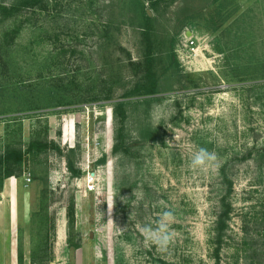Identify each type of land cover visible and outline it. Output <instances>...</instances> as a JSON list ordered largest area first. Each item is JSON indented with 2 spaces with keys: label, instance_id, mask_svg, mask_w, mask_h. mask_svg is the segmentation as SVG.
Masks as SVG:
<instances>
[{
  "label": "rangeland",
  "instance_id": "374dc122",
  "mask_svg": "<svg viewBox=\"0 0 264 264\" xmlns=\"http://www.w3.org/2000/svg\"><path fill=\"white\" fill-rule=\"evenodd\" d=\"M145 11L157 35L159 92L131 98L130 149L113 153L114 103L132 79L129 60L142 59ZM105 78L113 98L92 100ZM3 82L0 150L53 139L82 175L51 148L28 160L29 203L0 198V264H18L19 242L32 264L52 225L50 264H216L224 198L232 210L219 263L236 264L264 239V0H162L154 8L149 0H46L0 17ZM201 147L217 154L214 167H191ZM72 203L77 249L67 240ZM168 209L174 237L161 253L141 227Z\"/></svg>",
  "mask_w": 264,
  "mask_h": 264
},
{
  "label": "trees",
  "instance_id": "16d2710c",
  "mask_svg": "<svg viewBox=\"0 0 264 264\" xmlns=\"http://www.w3.org/2000/svg\"><path fill=\"white\" fill-rule=\"evenodd\" d=\"M151 3V8L156 7L158 3L162 0H149ZM174 2L175 0H170ZM46 0H16L12 3H8L7 0H0V17L10 18L17 17L21 15L25 9L36 10L44 6ZM143 24L141 30L142 46H143V56L141 60H129L128 67L132 71V79H128L127 84L121 94V99L114 103V115H115V143L113 146V153L118 152H128L129 147L126 142L127 134L125 131V123L128 118V107L131 102V98L141 97V96H151L159 92L160 77L157 70V65L159 62L158 58V41L157 35L155 34L154 20L149 15L147 11L144 12ZM175 39L170 38L169 42V53L172 61H176V53L174 52ZM66 51V50H65ZM64 51V52H65ZM114 83V82H113ZM108 85V88L106 86ZM5 86L4 82L0 83V87ZM114 86L108 79H102L98 83V94L92 97V100L99 99H112L114 93ZM103 93L106 95L103 97ZM108 93V94H107ZM54 149L61 155L66 156L67 169L71 172L72 176H81V168L76 166L75 160L69 155L65 154L63 148L53 139H41L35 138L29 142L26 148L22 146H17L13 144H6L3 150H0V190L4 186L5 180L10 176H21L24 174L25 170V157L28 160L32 157L44 152L48 149ZM31 173L30 169H28ZM225 181L228 183V193L232 191V182L227 176L224 177ZM48 184L45 187L48 189ZM44 195V206L47 208L48 196ZM231 204L223 199L222 208L219 212L218 219L216 222V240L215 243V258L217 260L216 264L219 263V251L221 245L224 242L226 231L228 229V219L231 213ZM67 226H68V246L77 249L81 246L80 240H75L73 238V230L75 227V205L72 203L67 207ZM55 229V225L51 228H46L44 230L45 234L36 243L31 262L32 264H50L53 260L51 253L52 241L50 239L51 229ZM264 237V235H263ZM254 250L250 254H245L244 258L237 261L236 264H264V239L260 242H256L253 246ZM18 264H25L24 262V251L22 243L19 242L18 246Z\"/></svg>",
  "mask_w": 264,
  "mask_h": 264
},
{
  "label": "clouds",
  "instance_id": "9594fccd",
  "mask_svg": "<svg viewBox=\"0 0 264 264\" xmlns=\"http://www.w3.org/2000/svg\"><path fill=\"white\" fill-rule=\"evenodd\" d=\"M218 160L217 154L214 151H209L207 148H199L191 159V167L194 169H209L216 165ZM113 205L109 204V212ZM175 213L168 209L163 211L155 224L148 223L141 227V232L149 244L156 247L161 253L169 252L174 234L170 230L171 223L174 221Z\"/></svg>",
  "mask_w": 264,
  "mask_h": 264
},
{
  "label": "crops",
  "instance_id": "0c3cea01",
  "mask_svg": "<svg viewBox=\"0 0 264 264\" xmlns=\"http://www.w3.org/2000/svg\"><path fill=\"white\" fill-rule=\"evenodd\" d=\"M26 173V171H25ZM26 175H21V176H10L8 177L5 182H4V186L3 188L0 190V198L7 200L8 197L12 199L13 195L15 196H20L22 195L24 198V202L25 203H29L30 200V191L25 189L24 190V185H26ZM22 198V197H20ZM2 199H0V203L2 202ZM59 225L57 227L56 230V238L57 241L56 243H58V239H59V231L60 229ZM64 229H65V220H64Z\"/></svg>",
  "mask_w": 264,
  "mask_h": 264
},
{
  "label": "built area",
  "instance_id": "2783aa9c",
  "mask_svg": "<svg viewBox=\"0 0 264 264\" xmlns=\"http://www.w3.org/2000/svg\"><path fill=\"white\" fill-rule=\"evenodd\" d=\"M185 45L189 49V51L193 53L194 56L198 55L199 47H196V42L192 37L187 38ZM26 175H27L26 176L27 181H30L31 180L30 173L26 172Z\"/></svg>",
  "mask_w": 264,
  "mask_h": 264
},
{
  "label": "water",
  "instance_id": "95a60500",
  "mask_svg": "<svg viewBox=\"0 0 264 264\" xmlns=\"http://www.w3.org/2000/svg\"><path fill=\"white\" fill-rule=\"evenodd\" d=\"M149 14H150V11H149ZM189 34L191 33V32H188ZM25 171L27 172L28 171V157L26 156L25 157Z\"/></svg>",
  "mask_w": 264,
  "mask_h": 264
},
{
  "label": "bare ground",
  "instance_id": "6f19581e",
  "mask_svg": "<svg viewBox=\"0 0 264 264\" xmlns=\"http://www.w3.org/2000/svg\"><path fill=\"white\" fill-rule=\"evenodd\" d=\"M60 234H61V232H60Z\"/></svg>",
  "mask_w": 264,
  "mask_h": 264
}]
</instances>
